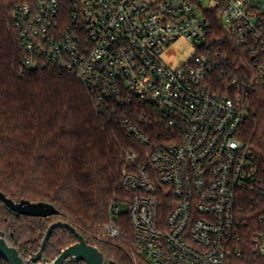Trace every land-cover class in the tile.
<instances>
[{"label": "built area", "instance_id": "1", "mask_svg": "<svg viewBox=\"0 0 264 264\" xmlns=\"http://www.w3.org/2000/svg\"><path fill=\"white\" fill-rule=\"evenodd\" d=\"M14 14L25 67L44 61L74 75L97 108L121 110L124 133L140 146L126 154L122 186L131 196L113 207L109 236H121L117 218L127 212L150 264L241 257L251 218L244 195L260 191V170L239 136L243 95L215 89L214 79L228 76L230 40L264 86V0H26ZM181 38L196 52L172 67L163 57ZM261 193L251 208L257 256H264Z\"/></svg>", "mask_w": 264, "mask_h": 264}, {"label": "trees", "instance_id": "2", "mask_svg": "<svg viewBox=\"0 0 264 264\" xmlns=\"http://www.w3.org/2000/svg\"><path fill=\"white\" fill-rule=\"evenodd\" d=\"M23 1L0 0V191L15 202L49 203L59 214L48 218L16 215L0 200V235L4 233L29 258L40 250L48 228L62 222L110 261L150 264L133 241L127 212L117 218L121 236L112 238L105 230L113 207L131 196L122 186L125 157L140 146L124 133L121 110L97 108L92 92L74 75L44 61L31 70L25 67L28 53L14 14ZM226 53L228 76L216 77L214 86L232 96L243 95L246 118L239 136L261 177L260 191L253 188L244 195L251 218L243 232V254L232 264H264V256H257L252 248L258 227L251 210L264 191V86L256 82L248 54L230 40ZM76 242L70 229L55 228L43 259L52 262ZM0 264L10 263L0 254Z\"/></svg>", "mask_w": 264, "mask_h": 264}, {"label": "water", "instance_id": "3", "mask_svg": "<svg viewBox=\"0 0 264 264\" xmlns=\"http://www.w3.org/2000/svg\"><path fill=\"white\" fill-rule=\"evenodd\" d=\"M0 200L15 212L16 215L48 218L59 214V211L49 203L30 202L28 200L15 202L1 191ZM59 226L70 229L75 234L77 242L65 248L52 262H47L43 259V252L52 231ZM0 254L5 257L10 264H73L79 260H83L87 264H117L114 261L108 260L96 246L89 244L75 228L62 222L53 223L48 228L40 250L29 258L23 257L19 250L11 245L5 234L2 233L0 235Z\"/></svg>", "mask_w": 264, "mask_h": 264}, {"label": "rangeland", "instance_id": "4", "mask_svg": "<svg viewBox=\"0 0 264 264\" xmlns=\"http://www.w3.org/2000/svg\"><path fill=\"white\" fill-rule=\"evenodd\" d=\"M195 52L194 45L184 38H181L171 44L165 52L163 59L168 65L176 67L189 59Z\"/></svg>", "mask_w": 264, "mask_h": 264}]
</instances>
